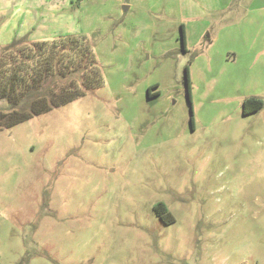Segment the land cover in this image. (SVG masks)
<instances>
[{
  "label": "rangeland",
  "instance_id": "obj_1",
  "mask_svg": "<svg viewBox=\"0 0 264 264\" xmlns=\"http://www.w3.org/2000/svg\"><path fill=\"white\" fill-rule=\"evenodd\" d=\"M64 35L105 83L0 131V264H264V0H0V47Z\"/></svg>",
  "mask_w": 264,
  "mask_h": 264
},
{
  "label": "trees",
  "instance_id": "obj_2",
  "mask_svg": "<svg viewBox=\"0 0 264 264\" xmlns=\"http://www.w3.org/2000/svg\"><path fill=\"white\" fill-rule=\"evenodd\" d=\"M181 34L185 51L183 29ZM188 70L186 66L184 79L190 103ZM104 83L101 67L87 37L64 35L35 42L27 37L15 38L0 47V131L79 100L100 89ZM150 88L155 89L154 96L159 95L157 85ZM263 106L260 98L250 97L242 102L241 113L249 116ZM192 118L191 114L190 123ZM154 211L164 224L174 222L164 204L155 205Z\"/></svg>",
  "mask_w": 264,
  "mask_h": 264
},
{
  "label": "flooded vegetation",
  "instance_id": "obj_3",
  "mask_svg": "<svg viewBox=\"0 0 264 264\" xmlns=\"http://www.w3.org/2000/svg\"><path fill=\"white\" fill-rule=\"evenodd\" d=\"M154 91H155V89H152V88H150V87H148L147 88V93L149 94H147V98H148V100H152V99H155V98H157L159 95H157V96H154ZM250 98V97H249Z\"/></svg>",
  "mask_w": 264,
  "mask_h": 264
},
{
  "label": "crops",
  "instance_id": "obj_4",
  "mask_svg": "<svg viewBox=\"0 0 264 264\" xmlns=\"http://www.w3.org/2000/svg\"><path fill=\"white\" fill-rule=\"evenodd\" d=\"M182 29H183V32H184V36L183 37H184V41H185V46H187L186 39H187V36H188V30H186V28L184 27V25L182 26Z\"/></svg>",
  "mask_w": 264,
  "mask_h": 264
},
{
  "label": "water",
  "instance_id": "obj_5",
  "mask_svg": "<svg viewBox=\"0 0 264 264\" xmlns=\"http://www.w3.org/2000/svg\"><path fill=\"white\" fill-rule=\"evenodd\" d=\"M126 9V8H125ZM189 104H191V102L189 103ZM189 109H190V113H191V108H190V105H189ZM190 122V121H189Z\"/></svg>",
  "mask_w": 264,
  "mask_h": 264
}]
</instances>
